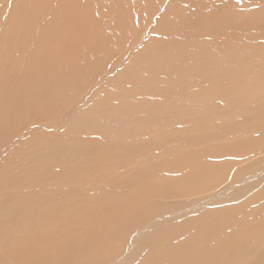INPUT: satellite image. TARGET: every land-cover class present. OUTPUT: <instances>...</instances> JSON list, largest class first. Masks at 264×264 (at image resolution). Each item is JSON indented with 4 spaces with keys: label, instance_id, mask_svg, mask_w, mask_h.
Returning <instances> with one entry per match:
<instances>
[{
    "label": "rangeland",
    "instance_id": "374dc122",
    "mask_svg": "<svg viewBox=\"0 0 264 264\" xmlns=\"http://www.w3.org/2000/svg\"><path fill=\"white\" fill-rule=\"evenodd\" d=\"M229 1L238 9L246 4H259L254 0L252 4L244 0ZM65 2L0 0V259H4L3 264H13L8 258L14 252L25 263L27 254L36 253L35 245L44 252L45 259V255L51 254V260L47 258L45 263L86 264L82 257L88 246L87 234L101 230L114 217L118 222L111 233L120 241L105 233L115 245L92 255L86 253V257L92 256L88 261L101 259L102 264H107L129 245V236L134 231L130 230L147 216V213L143 215L146 205L141 208L142 204L156 208L150 217L162 211L182 209L230 183L241 167L255 166L259 160L264 165L261 158L264 144L258 148L255 143L264 137V92L261 104L253 100L250 105H244L246 100L243 101L238 91L228 93L230 82L214 79L205 65L207 57H200L197 37L189 33L193 24L183 20L170 27L168 20L174 9L168 7L169 0H73L69 10L64 9ZM187 5L182 4L183 8ZM222 5V0H216V7ZM22 8L24 11L20 12ZM119 14L122 18L117 17ZM208 17L199 19L200 29L210 27L202 23ZM156 22H160L158 27ZM243 25L249 51L254 60L264 64V9L246 15ZM199 41L201 49L206 44L215 46L213 41ZM215 41L226 43L229 39ZM44 49L56 53L54 61L53 57H46ZM126 52L129 59L124 62L121 57ZM68 53L73 62L70 66L66 65L67 59H57ZM77 62L81 64L78 66ZM28 65L34 67L33 78L29 76ZM55 73L59 76L54 77ZM102 74L106 86L93 97L94 102L75 107L77 102L88 100L92 82ZM260 76L264 88V68ZM124 82L133 84L132 91V87L143 91V98L120 102L119 94H113L118 92L113 89ZM250 85L252 88L253 82ZM208 88L225 89L218 92L214 107L196 96ZM228 97L231 101L226 100ZM118 104L124 108L119 109ZM222 106L225 108L221 109ZM245 107L246 117L257 114L254 117L257 125L238 122L245 115ZM216 108L220 110L218 115H212L217 113ZM231 137L236 141H231ZM237 141L243 142L245 148L230 153L229 148L238 144ZM250 143L258 149L248 150L246 154V145ZM220 151L228 153L215 156ZM183 160L189 162L185 167L187 174L176 167ZM214 166L221 167V171L213 170L209 176L200 177L199 172ZM226 207L235 208L230 210V217L226 213H212V207L189 214L181 222L189 228L186 238L196 232L192 225L203 222L215 226V241L202 239L201 246L219 247L223 253L220 263L260 264L264 240L248 242L244 237L248 228L244 231L241 228L246 204L232 203ZM42 239L48 246L39 244ZM224 239L234 242L239 249L224 247L221 241ZM88 242L90 246L91 240ZM78 244L87 245L86 249ZM230 247L235 246L231 243ZM79 248L80 251L84 248V254L76 251ZM59 256L58 260L54 259ZM136 264H142L141 258Z\"/></svg>",
    "mask_w": 264,
    "mask_h": 264
},
{
    "label": "bare ground",
    "instance_id": "6f19581e",
    "mask_svg": "<svg viewBox=\"0 0 264 264\" xmlns=\"http://www.w3.org/2000/svg\"><path fill=\"white\" fill-rule=\"evenodd\" d=\"M112 1H114V0H112ZM157 1L160 2V0H157ZM222 1H223V5L221 6L222 8H219V7H216V0H169L168 7H173V9H174L172 17L169 18V20H168V21L171 20L170 22L172 25L170 27L173 28L174 27L173 25L178 24V21L182 22L183 20H185V22L187 20V23L193 24L192 27H190L191 30L189 31V33H191L193 36L197 37V40L195 42L197 44L196 46H197V49L199 51V55H200V57H207L206 58L207 64H205V65L209 69L212 77H214V79L217 78L221 81L223 80V81L230 82L229 88L228 89L226 88L228 90V93L233 92V91H238L239 96L241 98H244L243 101L246 100V104H244V105L252 104L253 100H254V102L255 101L260 102L261 98H263V92L264 91L262 89H264V88L261 85V83H263V79H259V78L261 77L260 72L263 70L264 64L261 63V61H259V60H254V58L251 54V51H249V46L246 45V34H243L244 30H242L241 28H244L243 23L246 21V15L253 14V13L259 11V9L260 10L264 9V0H254V1H258L259 4H257V5H260V6H257V5L253 6V5L246 4V7H251L249 9H246V7L242 8V9H238V8L234 7L233 5H231L229 0H222ZM244 1H248V3L252 4L251 0H244ZM161 2H162V0H161ZM185 3L188 5L183 8L182 4H185ZM72 5H73V0H66V2L63 3V7L66 10H69L72 7ZM82 7L85 10L87 9V6L82 5ZM195 7H196V11H195ZM135 8H136V6H135ZM22 11H24V8H22L20 12H22ZM194 12H195V14H194ZM119 13L121 14L122 12H119ZM179 13H181L182 15L177 16V14H179ZM120 14L117 17L122 18V16ZM203 16H210L202 22L203 24L206 23L210 27L200 29V25L198 23H199V19H201ZM72 20H74V19H72ZM77 20H80V18H77ZM150 20H153V19L151 18ZM165 20H166V18H165ZM156 23H157L156 26L158 27L160 25V22H156ZM153 24H154V22H153ZM150 25L151 24H149V26ZM111 26H113V25H111ZM116 26H117V24H116ZM184 26H185V24H184ZM164 28L167 29L168 27H163L162 29H164ZM195 28H199V29H195ZM187 29H189V28H187ZM116 31H118V29H116ZM176 31H178V30H176ZM118 32H120V31H118ZM178 32H181V31H178ZM169 34H167V35H169ZM187 37H190V36H187ZM221 38H227V39H229V42L220 43V42L215 41L216 39H221ZM131 39H130V41H131ZM199 39L207 40V41H213L216 48H214L215 46H212L210 44H206L201 49ZM134 40H136V39H134ZM45 42H46V40H45ZM203 42H205V41H203ZM142 46H144V45H142ZM151 46H153V45H151ZM185 46H187V45H185ZM134 47L132 46L133 49H134ZM49 48L53 49L54 46L49 47ZM186 48H188V47H186ZM200 49H201V51H200ZM45 51H46V53H45L46 57L47 58L53 57L52 60L54 61L56 58L55 57L56 53H52V50H49V49L48 50L46 49ZM64 52H65V50H64ZM63 54L66 55V52ZM127 54H128V52L122 54L121 59L122 60L125 59L124 62H127L126 61V58H128L126 56ZM150 56H153V55H150ZM232 57H235V58L233 60H230L229 58H232ZM63 58L67 59L66 62H68V63H66V65L70 66L71 63H73V62H71L72 57H70L69 53L65 57L57 56V59H63ZM178 60H180V59H178ZM168 61H169V59H168ZM128 62H129V60H128ZM170 62H171V60H170ZM77 63H78V66L81 64L80 62H77ZM186 64H187V62H186ZM117 66H115V67L117 68ZM28 67H30V65H28ZM30 68H31V71L29 72L30 73L29 76L33 78L35 76V70L33 69L34 67H30ZM226 68H228L230 70H227ZM53 76L56 77L59 75L56 74ZM109 77H111V76H109ZM104 79H106L105 74L98 76L97 79L94 80V82H92V85L90 87V96H89L88 100L86 98V100L82 103L77 102V105L75 107H83L84 105L88 104L89 102H94L93 97L99 91H101L102 86H103V88H105V86H106V82L104 81ZM217 79H216V81H217ZM236 81H243V83L235 84L234 82H236ZM250 82H253L252 88H251ZM130 86H133V84L131 85L127 82H124V83L120 84L119 86H117L116 88L113 89L114 91L118 92V93L114 92L113 94L114 95L119 94L118 99L120 102L129 101V100L132 101L134 99L143 98L142 95L145 94V93H142L143 91L140 92L139 89H134L132 87V89L134 91L133 92L131 90ZM224 90H216L214 88L213 89L208 88V89H206V91L204 90L205 93H201L200 95L198 94L196 96H198L200 99H202L204 101H207L206 103L208 105H210V107H214L213 105L216 102L218 92H223ZM87 95H89V93ZM254 95H261V96L257 97ZM11 97L13 98V96H11ZM4 99H6V98H4ZM226 100H230V97H228ZM12 101H13V99H12ZM223 104H226V103H223ZM259 104H261V102ZM259 104H257V105H259ZM5 105H6V103H5ZM9 105H11V104H9ZM118 105H119V109L124 108L123 104H118ZM210 107H208V108H210ZM254 107H256V106H254ZM260 107L261 106H259V107L257 106V108H260ZM125 108H127V107L125 106ZM224 108H225V106H222L221 109H224ZM234 109L236 110V108H234ZM75 110H76V108H75ZM215 110H217V108ZM218 111H220V110H217V113L213 112L212 115L213 114L218 115ZM240 115H241V113H240ZM255 116H257L256 113H255ZM255 116L246 117V107H245V115H242L238 122L246 121V124L257 125L258 121H257V118H254ZM37 124H39V123H37ZM232 135L233 134H229L228 136H232ZM258 136H260V135H258ZM255 139H256V137H255ZM261 139H259L261 141L256 140V142L254 140L251 141L252 140L251 139L250 142H253V143L255 142L257 147L260 148L264 144V142H263L264 137H261ZM230 140L236 141L233 137H231ZM247 142H248V139H247ZM247 142H246V144H247ZM237 143L238 144L233 145L229 148L230 153L232 151L237 150V149L242 150L243 148H245L243 142L240 143L239 141H237ZM67 144H69V143H67ZM250 144L251 145H249V144L246 145V154L248 153L247 152L248 150L251 151L254 148H256V150L258 149L255 145L253 147L252 143H250ZM227 153H228V151H220V152L215 153V156H217V155L222 156V155H225ZM261 158H264V156H262ZM248 161H249V159H248ZM253 161H255V159H253ZM257 163H260V160H259V162L257 161ZM257 163L255 166H253V165H251V167L245 166L246 169H243L241 167L242 169L240 168V171L237 174L233 175V180L230 183L223 185L222 187L218 188L211 195L203 197L200 201H198L197 203L192 204L188 207L178 209L175 211L174 210L162 211L160 213L155 214L154 217H150V216H153V213L155 212L156 208L153 207V205H151V204H142L140 206L141 208L144 207L145 205L147 206V207L145 206L143 208V211H144L143 215L145 213H147V216L144 217V220H146V221L141 220V222H139L136 226H134L132 228V230H130V231H133V230L134 231L129 236V238H130L129 243H128L129 245L124 246L123 250H121V252L118 255H116V257L113 260L107 261V264H136L137 259H140V258H141L142 264H155V263L160 264L162 262H165V263L169 262L168 264H226L227 262H223V263L219 262V260L222 259L221 256H223V253L219 252V247L217 249H215V248H208V247H202L201 246V244L203 242L202 239L209 238V242L215 241L214 240V238H215L214 233L217 232V229L215 226H212V225H209V224H206L203 222H201L200 224L192 225L190 227L195 229L196 232L194 231L195 233L192 236L187 235L188 237L186 238L185 234H187L189 228L183 227L181 225V222H185L186 217L189 214L200 211L206 207H208V208L212 207L211 208L212 213L218 212V214H225V213L230 214L231 213L230 210L235 209V208L229 209L226 206L231 205L232 203L246 204V217L244 219V224L241 225L243 227L240 226L243 229L242 231H244L245 228H248L247 231L245 232L246 234H244L245 235L244 237L246 238V240H248V242H251L254 240L261 242L262 240H264V165H262L263 162L260 164H257ZM188 164H189V162L187 160H183L181 162L180 166L176 165V167H177V169L181 170L183 173L187 174L188 170L185 167ZM253 164H255V163H253ZM157 167H159V166H157ZM215 167L216 166H214L213 169H208L206 171L199 172L200 177L205 178V177L209 176L213 170H215L217 172L221 171V167H216V168ZM126 186H129V185L127 184ZM164 190H166V189H164ZM223 194H226V197H223ZM22 207H23V205H22ZM159 210L160 209H158L157 211H159ZM117 213L119 214L118 211H117ZM112 215H115V214H112ZM231 215L232 214H230L228 216L230 217ZM14 217H16V216H14ZM117 220H118L117 218H116V220H114V217H113V222H107L106 225L104 223L103 226H105V227L101 226L103 229H105L104 231H101V230H103L101 228V230H98L97 232L95 231V233L90 234V236L87 234V237L85 239L88 241L91 240L90 246H89L90 242L87 241V244L89 246L88 247L86 245L87 249L85 248L86 246L84 247L83 244H78L77 246L80 245V247H81V245H83L82 247H84L86 249L85 250L86 253L89 252L92 255V253H94V252H97V251L99 252V250H104L109 245H115L113 242H110L108 240L105 233L111 234L114 238L115 235H113L114 233H111V232L115 229L116 224L118 222ZM191 220H192V217H191ZM41 223H42V221H41ZM135 229H136V231H135ZM3 231H4V229H3ZM3 231H2V233H3ZM99 231H101L102 233H100ZM98 232L100 233L99 236H98ZM103 233H104V235H102ZM201 234H202V236H201ZM182 235H185V236H182ZM231 235H229V238L231 237ZM232 237H231V239L233 240L234 237L233 238ZM115 238H116V236H115ZM116 239L119 240L118 237ZM224 240H221L223 242V244L225 243V246L222 244L224 247L227 246L228 248H234V250H236V251L239 249V246L234 244V242H229V241H226V240L224 241ZM221 241H220V243H222ZM58 242L61 243L60 240ZM75 242L77 243L78 241H75ZM79 243H82V242H79ZM231 243L235 247H230ZM246 243H247V241H246ZM39 244H42V246H43V244H45V246H48V242L47 241L44 242L43 239L40 241ZM66 245L67 244H65V247H66ZM246 246H247V244H246ZM35 247H36V249L35 248L34 249L36 250V253H32V255L27 254L28 257H27L25 263L21 262L22 258L20 257L21 255L19 256L18 252L17 253L14 252L15 255L10 256V258H8V260H10L11 263H13V264H36V263L44 264L46 259L47 258L49 259V256L51 254H49L48 256L45 255V257H46V259H45L43 256L44 252H41L40 249H38L37 245H35ZM63 247H64V245H63ZM41 248H43V247H41ZM84 248L81 251H80L81 248H79L76 251L83 253ZM248 248L249 247H247V250H248ZM261 248H263V247H261ZM261 248L259 249L260 251H261ZM73 249H74V247H73ZM43 251H45V250H43ZM236 251H232V252H236ZM72 252H70V253H72ZM52 253H54V252H52ZM86 253L85 254L83 253L84 256L82 257L83 260L86 262V264H102L100 262L101 259L98 261H95V262H91V259H89V261H88V257L90 255H88V257H86V255L88 254V253L87 254ZM253 253H254V251H253ZM257 253H259V252H257ZM230 255L231 254H229V256ZM56 256H58V255H56ZM146 256L148 257V259L146 258ZM149 256H151L150 258H152V256H153V258L155 260L154 259L150 260ZM232 256H233V253H232ZM53 257H55V256H53ZM65 257H67V256L65 255ZM76 257H77V255H76ZM90 257L92 258V256H90ZM50 258H52V257L50 256ZM58 258H61V257L59 256V257H56L54 259L58 260ZM3 260L4 259H0V264H3ZM49 260H51V259H49ZM228 260H229V258H228ZM53 261H55V260H53ZM258 261L260 264H264V257H262V258L260 257L258 259ZM69 262H72V261H69ZM66 263H68V262H66ZM45 264H50V263H45ZM252 264H253V262H252Z\"/></svg>",
    "mask_w": 264,
    "mask_h": 264
}]
</instances>
